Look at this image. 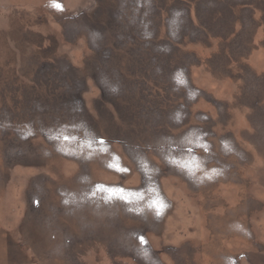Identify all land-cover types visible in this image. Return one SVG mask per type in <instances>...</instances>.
I'll return each instance as SVG.
<instances>
[{
  "label": "rangeland",
  "instance_id": "1",
  "mask_svg": "<svg viewBox=\"0 0 264 264\" xmlns=\"http://www.w3.org/2000/svg\"><path fill=\"white\" fill-rule=\"evenodd\" d=\"M89 4L96 8L85 15ZM127 5L0 0V264H264V49L256 46L264 11L230 6L243 20L231 39L256 46L238 61L255 73L243 68L233 81L194 68L182 98L170 71L155 67L156 83L141 77L133 60L141 18L134 23ZM179 5L168 17L173 31L181 11L185 26L196 24L193 5ZM251 17L261 22L254 29ZM218 40L208 37L216 52L193 49L208 60L220 54ZM97 183L129 200L96 203L89 188ZM39 219L48 222L44 237L25 238L24 226ZM93 230L108 240L88 243Z\"/></svg>",
  "mask_w": 264,
  "mask_h": 264
},
{
  "label": "crops",
  "instance_id": "2",
  "mask_svg": "<svg viewBox=\"0 0 264 264\" xmlns=\"http://www.w3.org/2000/svg\"><path fill=\"white\" fill-rule=\"evenodd\" d=\"M226 1L230 3L231 0H164V2L162 0H121V5L123 9L128 7L127 3L133 4V11L127 10V14L128 16L129 15L131 16L130 17L131 20L134 19V23L138 20V18H141L139 20L138 27H135L133 25V27L137 30V34L139 36L136 39L137 40L136 47H139V50L136 51L133 60L136 63V67L145 69V72L141 74V77L143 78L144 82L147 83L151 81V83L152 82L156 83L155 79L154 81H152L151 78L155 77L154 75L156 71L154 70V68L160 67L163 73L165 72V74L167 75L168 72L170 71L171 79H173L172 85H177L179 87V90L182 91L180 92L182 94L181 97L185 98L184 97L185 87L190 86L189 82L191 79L192 70L194 68L200 69L203 68L204 66H207L211 71L215 72V74L216 72H218L220 74L225 75V77H229L233 81L239 79V77L242 76L243 68H245L246 70L249 69L254 74L255 73L254 69L251 66L247 65V63H240L238 61V57L240 56V54H244V53H245V57L252 56L253 49H255L256 46L264 49V39L259 40L256 46H254L253 43H251V45L246 49H242L240 47L241 45L240 43H242L241 41L234 42V40L231 39V36H233L234 34L233 30L235 29L236 23H238L241 26L242 25L241 22L243 20H241V17H238V14L235 11H231L230 8L235 5L245 4V5L253 6L254 8L255 7L260 8L262 11H264V0H260L261 2L255 5L253 2L254 0H235V1L233 0V3L228 4L229 6L226 4ZM179 3L187 8L191 4L193 5L192 10L194 11L196 24L189 20L187 22V26H185L187 20V14L186 15L182 14L183 12L181 11L180 19L178 18L179 16L173 17V21L177 23V27H176L177 29L173 31L175 27H171L170 23L168 24V20H169L168 17L170 15V11L172 14L175 8L177 9L181 7ZM211 5H214V7H211ZM216 6H219L220 8L217 9ZM85 8L90 9V10H82L83 12H85V15H87L92 13L93 10L96 8V6L94 7V5L89 4ZM161 9H165V10H161ZM245 10L246 13H250L247 10L253 11V8L251 9L246 8ZM162 11L167 14L162 15ZM85 15L83 14L82 16L79 17L85 18ZM245 15L246 14H244V17ZM85 21H87V19H85ZM178 22H179V26H178ZM260 23L261 22H258L255 18L252 19L251 17V25L253 29L258 25H260ZM252 33L249 34V37L252 35ZM238 34L239 32H237L235 35L237 39L240 37V35ZM208 37L209 39L210 38L215 39L217 37L219 38L218 45L220 46V48L218 49V52L220 54L218 55V53H214V55L210 59L203 60L201 55L195 52L193 48L196 47V45L198 46L204 45V46H209L211 47V50H214L213 44L210 43V45H208ZM186 43L187 46H190L193 51L186 48ZM147 45L148 47H146ZM230 45H236V47H231ZM213 52H216V49ZM150 54L151 56H149ZM175 54L177 55V57L175 56ZM170 56L171 59H169ZM51 57H53V55ZM160 59H164V62H162L161 64L158 63ZM233 59L236 60L235 63L233 62ZM150 62L154 63L155 65L152 67L151 71H149L150 67H148V64H150ZM231 65L234 66L236 72L233 71ZM185 67L186 69H184ZM239 69L241 70V72L238 71ZM146 71H149V76H148V72ZM260 77L264 78V72L261 73ZM160 87H162V85H160ZM164 90L167 89L164 88ZM165 93L168 94L167 91ZM195 93L197 94V92ZM166 96L168 97V99H171L169 94ZM177 96L179 95L173 97H177ZM178 98H180V96ZM215 101L216 103L215 102L213 103L216 105L218 111L221 110L222 107L223 108L225 107V105L219 103L217 99H215ZM247 101L250 102L249 99H247ZM250 108L252 109V106ZM258 112L263 113L264 110L260 108L258 109ZM246 135L248 136V134ZM230 143L232 144V142ZM222 148L224 149L223 151L226 153L227 150L226 148L229 147H227L226 143L223 142ZM237 152L238 151L236 150V154ZM227 154L230 156L231 152L227 150ZM242 156H244L247 160L248 153L243 152ZM251 161L253 160L251 159ZM231 174L232 172L230 171L225 172V176L229 177L231 176ZM221 177H216L215 179L216 180L221 179L220 181L222 182L223 180ZM186 179L192 181L188 177ZM207 179H211V178L207 177ZM216 183L217 181H215L213 185L216 186ZM210 186H212V183ZM251 205H252V199L251 200L249 199V201H247L245 204V208H246L245 210L248 209V206L251 207Z\"/></svg>",
  "mask_w": 264,
  "mask_h": 264
},
{
  "label": "flooded vegetation",
  "instance_id": "3",
  "mask_svg": "<svg viewBox=\"0 0 264 264\" xmlns=\"http://www.w3.org/2000/svg\"><path fill=\"white\" fill-rule=\"evenodd\" d=\"M161 111V110H160ZM172 147H173V145L172 144H170ZM174 148V147H173ZM133 160L134 161H136L134 158H133ZM142 168V167H141ZM115 170H117V171H119L120 170V167H118V166H116L115 168H114ZM123 169V168H122ZM126 170V168H124V171ZM146 175V176H148V174H147V172L145 171V169L144 168H142V173H141V171H140V175ZM73 179V178H72ZM74 181V180H73ZM114 186H116V185H113V184H105L104 185V183H102V184H94L91 188H89L90 189V191L91 192H97V194L96 195H94V194H92L91 193V195H93L94 196V198L95 197H97L98 198V201H96V203L97 202H102L103 203V205H106L108 202H110L111 201V198H115L116 197V199L118 200V202H119V204L121 203V200H129L128 198H125V197H123V195L121 196V192L120 193H118V195L117 194H114V193H112V192H109L108 191V189H111L112 187H114ZM122 186V185H121ZM123 193V192H122ZM69 195H72V194H69ZM150 196V195H149ZM152 196H154V199H155V201H157V198H156V196L152 193L151 194V196H150V199L148 200V208H149V210L150 211H152L153 213H155L153 210L156 208V207H154L153 205H155L156 206V204L157 203H154V202H152L153 201V199H152ZM30 198V197H29ZM38 200L36 199V198H30L29 199V202H28V205H30L31 206V210H37L38 209V207H40V204L38 205ZM68 203V202H67ZM153 203V204H152ZM69 204V203H68ZM27 205V204H26ZM63 205H65L64 203H63ZM67 205V204H66ZM65 205V206H66ZM97 205H99V203L97 204ZM91 206V208L93 207V205H89V207ZM64 207V206H63ZM158 208V207H157ZM160 208V207H159ZM95 209H97V210H99V208H95ZM97 210H95V211H91L92 213H94V212H96ZM157 210V209H156ZM32 213V212H31ZM39 215V214H38ZM45 215H43V217H44ZM46 217V216H45ZM28 222V221H27ZM39 222V223H38ZM46 222V220H43V221H41L40 219H39V221H36V222H33V223H38V227H33L32 225L30 226V227H27V225H25L24 226V229L26 228V230H28V232L30 233V234H28V232L27 231H25L24 232V235H25V233H27L25 236V238H31V237H33V239H34V241H35V237L37 238V239H39V236L40 237H44V233H43V230L42 229H44V227H43V224L42 223H45ZM68 222H70V221H68ZM30 222H28V224H29ZM32 223V222H31ZM47 224H48V222H46ZM27 224V223H26ZM77 229H78V227H76ZM153 229V228H152ZM95 230H93V231H87L86 232V235H88L87 237H88V243H91L92 244V242H99V243H101V244H104V242H105V240H108V238H106V237H102V236H97L96 237V234L98 233V232H96V234H95V232H94ZM104 232V231H103ZM108 233V232H107ZM95 235V236H94ZM101 235V234H100ZM137 238V237H136ZM139 239V238H138ZM140 241L142 240L141 238L139 239ZM71 241V240H70ZM107 247H110L109 245L107 246ZM112 249H115V248H117V246L116 245H113L112 247H111ZM15 255H14V257H13V259H15L16 257H17V255H18V252H16V251H14L13 252ZM35 253H37V252H35ZM109 254H111V258H118L119 256H120V254L119 253H117L116 251L115 252H108ZM39 254V253H38Z\"/></svg>",
  "mask_w": 264,
  "mask_h": 264
},
{
  "label": "snow or ice",
  "instance_id": "4",
  "mask_svg": "<svg viewBox=\"0 0 264 264\" xmlns=\"http://www.w3.org/2000/svg\"><path fill=\"white\" fill-rule=\"evenodd\" d=\"M57 7H59V5H57Z\"/></svg>",
  "mask_w": 264,
  "mask_h": 264
}]
</instances>
